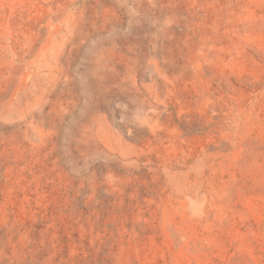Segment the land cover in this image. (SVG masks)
Listing matches in <instances>:
<instances>
[{"label":"rangeland","instance_id":"374dc122","mask_svg":"<svg viewBox=\"0 0 264 264\" xmlns=\"http://www.w3.org/2000/svg\"><path fill=\"white\" fill-rule=\"evenodd\" d=\"M0 264H264V0H0Z\"/></svg>","mask_w":264,"mask_h":264},{"label":"bare ground","instance_id":"6f19581e","mask_svg":"<svg viewBox=\"0 0 264 264\" xmlns=\"http://www.w3.org/2000/svg\"><path fill=\"white\" fill-rule=\"evenodd\" d=\"M196 206V205H195ZM198 206H200V205H198ZM194 208V207H193ZM195 209H196V207H195Z\"/></svg>","mask_w":264,"mask_h":264}]
</instances>
